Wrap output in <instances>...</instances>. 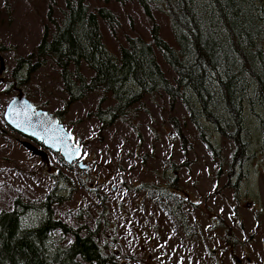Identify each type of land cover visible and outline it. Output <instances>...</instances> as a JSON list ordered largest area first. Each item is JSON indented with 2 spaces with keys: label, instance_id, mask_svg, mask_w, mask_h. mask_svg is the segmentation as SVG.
Returning a JSON list of instances; mask_svg holds the SVG:
<instances>
[{
  "label": "rangeland",
  "instance_id": "1",
  "mask_svg": "<svg viewBox=\"0 0 264 264\" xmlns=\"http://www.w3.org/2000/svg\"><path fill=\"white\" fill-rule=\"evenodd\" d=\"M88 2L91 8L105 3ZM106 4L119 20L111 28L99 18L112 52L118 53L126 35L150 38V20L137 0ZM64 8V0H0V209L10 207L16 195L39 200L57 186L66 198L55 204V215L73 227L98 226L101 244L116 251V264H264V150L259 125L264 114L246 108L250 155L230 171L239 146L211 130L210 140L218 148L212 151L181 98L170 102L163 91L146 93L141 102L101 127L102 110L113 99L107 96L100 104L102 91L91 90L69 101L59 67L50 57L17 86L18 74L12 76L16 59L35 48L45 24L51 31L53 20L60 22ZM153 14L161 34L175 43L166 15L155 4ZM157 56L174 80L175 71L159 52ZM80 70L87 78L93 73L84 62ZM17 88L36 107L62 111L61 120L82 146L85 167L52 150L47 164L21 144L25 137L3 115ZM175 200L180 202L178 211L186 215L185 225L172 212ZM70 239L67 234L63 241Z\"/></svg>",
  "mask_w": 264,
  "mask_h": 264
},
{
  "label": "trees",
  "instance_id": "2",
  "mask_svg": "<svg viewBox=\"0 0 264 264\" xmlns=\"http://www.w3.org/2000/svg\"><path fill=\"white\" fill-rule=\"evenodd\" d=\"M64 1L60 22L53 20L51 31L45 24L35 48L16 59V85H24L41 60L50 57L59 67L69 101L91 90L102 91L100 104L107 96L113 99L102 110L101 127L141 102L146 93L163 91L170 102L181 98L214 152L218 148L209 131L234 140L239 149L232 154L230 171L243 164L250 155L246 144L251 132L245 110L264 114V0H137L150 20V38L126 35L118 53L106 46L99 22L102 18L111 28L119 22L106 4L109 0L93 8L88 0ZM154 4L166 15L175 43L161 34ZM157 52L175 71L174 80L165 74ZM81 62L93 71L88 78ZM55 113L62 119L61 110ZM259 125L264 150V117ZM64 198L55 186L39 200L16 195L10 207L0 209V264H116V251L101 244L98 226L73 227L55 215V204ZM179 205L175 200L172 212L185 225ZM67 234L71 239L66 242Z\"/></svg>",
  "mask_w": 264,
  "mask_h": 264
},
{
  "label": "water",
  "instance_id": "3",
  "mask_svg": "<svg viewBox=\"0 0 264 264\" xmlns=\"http://www.w3.org/2000/svg\"><path fill=\"white\" fill-rule=\"evenodd\" d=\"M17 89V93L9 99L3 115L7 124L25 137L20 140L21 144L46 163L50 161L48 150H52L59 151L66 161L77 160L80 167H85L86 163L81 159L80 143L59 117L53 111L36 107L21 88Z\"/></svg>",
  "mask_w": 264,
  "mask_h": 264
}]
</instances>
